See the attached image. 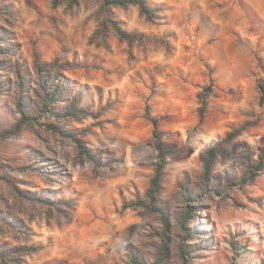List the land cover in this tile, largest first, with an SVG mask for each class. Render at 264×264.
I'll return each mask as SVG.
<instances>
[{"label": "rangeland", "instance_id": "1", "mask_svg": "<svg viewBox=\"0 0 264 264\" xmlns=\"http://www.w3.org/2000/svg\"><path fill=\"white\" fill-rule=\"evenodd\" d=\"M147 1L152 20L134 5L111 10L141 38L109 28L102 43L92 40L99 0H0V34L16 50L0 74V240L21 247L20 264H156L161 253L182 264L181 244L190 264H264V170L243 182L264 155V0ZM58 73L66 84L50 99L41 83ZM20 96L39 123L2 136L21 117ZM73 100L89 115L66 116ZM244 125L205 186L204 154ZM163 153L161 210L134 207ZM18 189L66 203L63 215Z\"/></svg>", "mask_w": 264, "mask_h": 264}, {"label": "trees", "instance_id": "2", "mask_svg": "<svg viewBox=\"0 0 264 264\" xmlns=\"http://www.w3.org/2000/svg\"><path fill=\"white\" fill-rule=\"evenodd\" d=\"M101 3V17L99 21V27L94 33V36L92 40L106 43L107 33L109 28H112L115 33L122 39H128L132 40L135 38H141V34L137 32H128L125 29L122 28L120 23L114 18L112 15L111 10L116 7H127L130 5L137 6L140 10V12L149 20H152L156 17V10L151 8L148 4L147 0H99ZM63 2H68L70 6H74L78 3V0H52V5L54 7L60 5ZM1 27H0V33H1ZM10 37L8 35L0 34V74H3L4 71L9 69L8 65V56L15 53V48L9 43ZM42 70H45L42 68ZM13 71L16 74L17 77V83L18 87L21 89H26V86L24 85V73H23V67L20 63H16L13 67ZM65 77L63 75L55 74L53 77L47 75L45 77V81L41 83L42 88L50 90L49 95L50 99H55L60 94H62V91L64 89V86L66 82L64 81ZM261 89V100L264 101V83L260 84ZM18 108L19 112L21 114V117L19 121L14 125L12 129H7L2 133V136H9L12 134H17L20 129L27 124H35L39 123V118L27 113V108L24 105L23 98L20 96L18 97ZM46 110H49V105H46ZM53 114V113H52ZM65 115L71 118L81 119L89 115V112L81 107H79L76 100L72 101V104L69 105L65 111ZM154 123V134L157 137H160L158 132V121L156 119H153ZM46 125L54 129L55 131L61 132L62 130L60 128H57L55 124L52 123H46ZM245 128L244 126H241L239 128L234 129L231 131L225 139H223L220 143L217 145L212 146L209 148L206 153L203 156V175H202V182L205 186H211V182L213 179V168L215 161L217 159L220 145L222 143L229 142L233 139H235ZM75 140L78 144L79 152L83 155H86L89 159L93 160L94 157L92 155V152L85 147V145L82 143L81 140L76 139ZM160 146L164 148V144L161 141ZM165 153V152H164ZM162 154L158 168L156 170V173L154 177L151 180L150 187L148 188L146 192L145 199L139 198L136 203H134V207L139 206H147L153 210L160 211L161 209L158 206V195L160 192V186L162 182L163 177V169L165 167V154ZM264 170V155L260 156L258 164H250L246 170V175L243 178V182H253L260 173ZM18 192L20 195L25 198V200H28L32 203H42L45 206L48 207L49 213L51 214H59L63 215L64 206L66 203L56 201L51 198L42 197L36 195V193H33L31 191H24L18 189ZM192 209L187 211L186 217L184 216V223L183 228L188 231V235L186 236L187 239L191 238L193 234V230L189 229V227L186 225V221L188 220L189 216H192ZM164 222L166 225H168V221L166 217H163ZM19 231H23V227L21 225V229ZM235 246V245H232ZM24 250H28L23 248ZM31 250V248H29ZM234 250L236 248L234 247ZM24 251L21 249V247H11L7 243H3L0 240V264H20L21 256L24 254ZM180 253L182 258V264H190L189 256L187 253V248L184 244L180 245ZM164 260V253L160 254V257L158 258L156 264H162ZM132 262L134 264H143L139 260L137 256L132 257Z\"/></svg>", "mask_w": 264, "mask_h": 264}]
</instances>
